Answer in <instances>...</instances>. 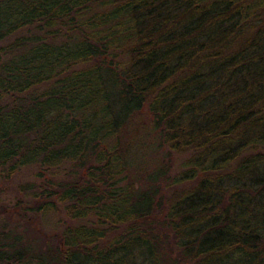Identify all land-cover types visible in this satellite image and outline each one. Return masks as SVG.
Returning a JSON list of instances; mask_svg holds the SVG:
<instances>
[{
	"label": "trees",
	"instance_id": "obj_1",
	"mask_svg": "<svg viewBox=\"0 0 264 264\" xmlns=\"http://www.w3.org/2000/svg\"><path fill=\"white\" fill-rule=\"evenodd\" d=\"M23 173L0 264H264V0H0Z\"/></svg>",
	"mask_w": 264,
	"mask_h": 264
},
{
	"label": "rangeland",
	"instance_id": "obj_2",
	"mask_svg": "<svg viewBox=\"0 0 264 264\" xmlns=\"http://www.w3.org/2000/svg\"><path fill=\"white\" fill-rule=\"evenodd\" d=\"M29 179V176H26L24 173L16 177L14 182L12 183L13 186H10V188L3 189L5 186L3 184H0V209H5L7 206L10 205V203L14 202L12 200L13 195H14V190H11L14 186H16L18 183L22 182L23 180L26 181ZM12 200V201H11Z\"/></svg>",
	"mask_w": 264,
	"mask_h": 264
}]
</instances>
